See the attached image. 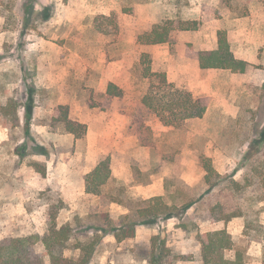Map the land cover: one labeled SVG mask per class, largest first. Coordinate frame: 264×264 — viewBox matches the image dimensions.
Instances as JSON below:
<instances>
[{
	"label": "rangeland",
	"instance_id": "rangeland-1",
	"mask_svg": "<svg viewBox=\"0 0 264 264\" xmlns=\"http://www.w3.org/2000/svg\"><path fill=\"white\" fill-rule=\"evenodd\" d=\"M27 1L1 0L0 6V103L14 98L19 104L17 125L6 126L0 117V241L35 233L42 235L47 228L49 197L55 195L63 200L58 224L69 223L78 239L91 236L93 229L102 225L99 212H108L117 220L128 211L118 203H107L79 191L80 173L70 169L73 166L77 169L87 161L85 135L76 140L52 119L56 106L63 103L73 119L96 116L98 107L90 106V102L100 99L105 85L100 79L105 76L109 62L122 58L128 68L108 71L118 72L115 83L122 87L126 97L115 99L107 109L128 105L134 111L133 119L151 124L161 149L178 148L179 153L165 166L161 152L150 156L147 163L130 157L133 179L127 182L112 179L103 187V193H117L133 206L132 199L140 196L131 184L150 181V174L165 172L163 185L177 196L176 200H185L192 193L204 197L188 210L186 220L173 217L153 226L138 225L132 238L119 243L112 234H106L89 264H149L151 237L156 234L170 250L162 264H201L197 232L229 224L231 228L227 231L233 248L226 251V256L232 257L239 250L244 264H264V230L259 233L244 229L246 220L264 223V190L257 184L264 173V147L256 152L248 148L264 128V0H218V3L213 0V4L212 0H36L35 11L48 7L46 19L37 13H27L24 8ZM136 3L149 4L152 9L142 14H154L157 22L180 19L195 27L180 46L176 40L178 30L170 32L173 42L166 49L172 68L166 76L169 80L174 77L176 85L194 95L210 96V104L202 118L188 121L180 131L161 130L136 102L146 86L139 65L143 51L135 46V32L141 26L133 16ZM110 12L116 15L114 22L102 16ZM250 13L253 16L247 19H234ZM214 18L228 28L240 23L250 32L240 39L236 35L228 37L221 25L217 29ZM218 30L226 32L234 54L248 61L245 72L194 66L190 51L211 47L216 43ZM117 53L120 58H110ZM146 53L151 69L166 73L167 61ZM25 104L30 106L29 136L24 132ZM95 127L97 130L98 126ZM33 144L41 147L42 152L30 154L27 147ZM19 146H25L21 151L28 154L18 156ZM198 151L211 158L224 178L237 180L240 192H231L223 180L212 188L203 185L204 170L198 162ZM32 161L45 168V175L35 170ZM156 166L160 170L151 173ZM63 179L67 180L64 185ZM216 205L220 206L216 208L220 210L218 216L231 211L243 215L228 220L206 218L205 208ZM35 247L43 256V264H49L42 244L38 242ZM75 253L65 251L68 256Z\"/></svg>",
	"mask_w": 264,
	"mask_h": 264
},
{
	"label": "trees",
	"instance_id": "trees-1",
	"mask_svg": "<svg viewBox=\"0 0 264 264\" xmlns=\"http://www.w3.org/2000/svg\"><path fill=\"white\" fill-rule=\"evenodd\" d=\"M36 0H28L24 4L27 13H37L42 18L49 17L48 7H44L42 11H35L34 4ZM1 6V0H0ZM109 18L111 22L115 20V13L110 12L103 15ZM194 26L180 19H162L152 25L148 32H144L136 36V42L141 44H158L171 43L173 38L170 32L175 29L188 30L194 29ZM100 32V30H98ZM103 33V32H102ZM106 35V33H103ZM217 45L214 49L190 51V56L198 60L200 68H217L228 70L233 73H243L247 69L249 63L245 59L238 58L234 55L224 30L217 31ZM117 53L111 56V59L120 58ZM150 57L146 52L140 56L139 65L141 68V77L146 81L145 89L141 95L140 103L145 111L154 116L159 124L168 127V132L180 131L188 121L192 119L202 118L210 104V96L194 95L191 91L184 87L176 85L167 79L163 70H152L150 66ZM122 89L109 82L103 92L99 93L100 99L90 102V106L100 109H106L113 98L122 96ZM32 100V99H31ZM18 106L16 99H6L4 103H0V117L6 126H14L19 122L17 115ZM29 105H24V132L30 135L27 125L29 124ZM52 119L60 123L63 129L71 134L75 139H80L86 132V125L69 115L67 105L59 104L56 106ZM130 130L134 132L141 145L148 146L150 156L155 157L157 152H161V158L166 162L174 161V156L179 152L178 148L161 149L158 144L159 139L153 133L150 125L140 119H133ZM264 147V128L258 132L248 145L250 151H259ZM20 151L16 154L24 156L28 153L22 152L25 146L18 147ZM31 153H41L42 148L33 144L30 147ZM198 162L204 170L202 176V184L207 187L216 186L219 181L227 182V187L233 193L240 192V183L230 177L224 178L214 168L211 158L206 156L202 151L197 152ZM31 165L42 176L45 175V168L39 162L32 161ZM165 166V165H164ZM158 166L154 167L151 173L159 171ZM166 180V177H165ZM111 181L110 157L108 155L101 156L91 171L84 176V190L87 194L97 195L102 201L107 203L115 202L122 205L128 211L118 216L117 220H113L108 212H99L98 220L102 221V225L94 228L92 235L84 239H78L77 234L69 223L58 224L57 215L63 207V200L59 196L49 197V203L46 211V231L42 234H29L23 236H15L0 241V264H43V256L36 250V244L40 242L44 248L45 254L48 256L49 264H89L92 261L96 247L102 243L106 234H112L116 242H121L126 238H132L138 225L153 226L158 222L169 218H178L186 220L187 212L197 202L203 199V195L191 194L185 200H176L177 196L173 192H169L168 186L164 185V194L155 195L149 198L136 197L132 199L134 205L126 204L124 200L115 193H103L105 187ZM147 181H140L145 183ZM260 188L264 190V173L262 179L257 181ZM121 192V189L118 190ZM43 194V193H42ZM52 200V201H51ZM131 203V202H130ZM219 205L205 208L206 218L212 220H228L232 216L243 215L240 211H231L217 215L220 210ZM181 226L186 229L184 223ZM255 229L261 233L264 230V223H252L245 221L244 229ZM196 238L200 244V260L201 264H244L243 255L239 250H235L232 257L226 256V251L233 248L231 235L225 228L197 232ZM151 257L148 258L149 264H162L170 250L165 244V240L159 234L151 237L150 243ZM77 251L70 256L65 255V251ZM108 264V263H106Z\"/></svg>",
	"mask_w": 264,
	"mask_h": 264
},
{
	"label": "crops",
	"instance_id": "crops-1",
	"mask_svg": "<svg viewBox=\"0 0 264 264\" xmlns=\"http://www.w3.org/2000/svg\"><path fill=\"white\" fill-rule=\"evenodd\" d=\"M216 3H218V0L216 1ZM216 3H214V6ZM210 4H213V0ZM162 5H164V3H161V6ZM149 8L152 9V7H149V4H146V3H136L133 7V14H134L133 16L134 18H138L141 23L139 30L135 32L136 35L142 34L144 32H148L151 29L152 25L157 22V20L154 18L155 16L154 14L152 13L147 14V15L142 14L145 11H147ZM252 16H253V13L246 14V16L237 15L234 19L236 21H240L242 20V18L247 19ZM213 20L216 22L215 24H216L217 29H219L221 25L223 29L227 30L228 37L230 35H236L240 39V37L246 36L250 32L249 28L241 26L240 23L235 24V26H232L231 28H228L221 23L220 19L214 18ZM175 30H178L176 31L177 32L176 40H178L177 44L178 46H180L182 42L185 41V37L187 36L188 32L191 30L190 29L188 30L175 29ZM216 42H217V39H216ZM168 44L169 43L141 44V43L135 42L136 48L140 49L141 51L150 52L153 58L167 61V63L165 62L166 63L165 68L167 67L166 75H168L170 68H172L171 65L169 64L170 58L168 56V51L166 49ZM216 45L217 43L213 44L211 47L201 46V48L197 50L214 49ZM192 51H196V50H192ZM192 62L194 66L199 69H217V68H200L198 60L195 58H193ZM115 67H118L119 69L124 68V67L128 68L127 64L122 60V58L116 61H111L108 63L106 70L104 72L105 76L100 79V82L104 83L106 86L109 82H113L114 84H116L115 79H116V76L118 75V72L108 71L109 68H115ZM109 73H111L112 75H109ZM168 80H169V77H168ZM169 81L174 82L175 78L171 77ZM105 85L102 89L103 91L106 88ZM122 95H123L122 99L124 100V98L126 97V94L122 93ZM120 97L113 98V100L111 101L112 105L115 99H119ZM140 98L138 99V101L136 99V102L141 107V109H144L140 103ZM64 101L66 100L64 99ZM111 103L109 105H111ZM107 108L106 109L98 108L100 112L98 111V114L96 116L89 117L88 120H85L80 117L78 119H75L86 125V132L84 134L85 135L84 138L86 139V147L88 148V156H86L85 158V160H87L85 161V163L80 164L79 167L77 166V169H74V166H73L71 167L70 170L71 172L80 173L79 191L84 195H91V194H87L84 190V176L86 173L92 170V168L98 162V159L100 156L108 155L110 157L111 180L117 179V180H121L125 182L131 181L133 179L131 175L132 174L131 167H130V163L128 159L130 157H133L134 159H138L139 161L142 160L144 161V163H147L146 161L149 160V157H150L149 147L141 145L138 139V136L134 132L130 131V125L132 124V120L135 117L133 109L125 104L122 105L121 108H117V107H112L110 109H107ZM152 118H153L154 124L160 126L161 130L169 129L166 126H162L161 124H159L154 116H152ZM149 125L151 126V124ZM95 126H98L97 130ZM165 176H166L165 172L159 175L150 174V181H147L145 183L135 182L131 184V187L134 189L135 193L138 196L144 199L155 196V195H162L165 192L164 185H163V179ZM66 181L67 180L65 179L62 180L63 185L66 183ZM69 185L70 183L68 182V186ZM93 196H97V195H93ZM97 197L99 198V196ZM225 228H227L226 231L229 228H231L230 224L229 226H226Z\"/></svg>",
	"mask_w": 264,
	"mask_h": 264
}]
</instances>
